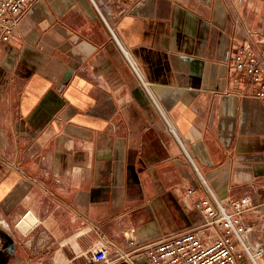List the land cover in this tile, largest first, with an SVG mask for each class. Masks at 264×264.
I'll return each mask as SVG.
<instances>
[{
    "label": "crops",
    "instance_id": "crops-1",
    "mask_svg": "<svg viewBox=\"0 0 264 264\" xmlns=\"http://www.w3.org/2000/svg\"><path fill=\"white\" fill-rule=\"evenodd\" d=\"M263 28L264 0H30L0 42L7 264H93L99 238L151 264L125 235L201 223L202 179L257 201L264 97L230 64Z\"/></svg>",
    "mask_w": 264,
    "mask_h": 264
},
{
    "label": "built area",
    "instance_id": "built-area-1",
    "mask_svg": "<svg viewBox=\"0 0 264 264\" xmlns=\"http://www.w3.org/2000/svg\"><path fill=\"white\" fill-rule=\"evenodd\" d=\"M29 2L0 0V42L10 38L19 14ZM230 70L233 81L243 78L246 85L253 87V95L263 98L264 37L256 38L254 44L246 41L237 45ZM202 185L205 196L195 202V206L203 212L201 223L152 241L138 242L125 235V247L144 252L151 264H264V245L247 241L250 226L244 221L247 212L264 205V194H257V201L249 195L223 201L203 179ZM260 213L264 216V210H257V214ZM86 254L93 264H112L117 258H128L129 251L99 238L90 245Z\"/></svg>",
    "mask_w": 264,
    "mask_h": 264
},
{
    "label": "rangeland",
    "instance_id": "rangeland-1",
    "mask_svg": "<svg viewBox=\"0 0 264 264\" xmlns=\"http://www.w3.org/2000/svg\"><path fill=\"white\" fill-rule=\"evenodd\" d=\"M259 209L264 210V205L257 206L253 208L251 211L247 212L244 216V221L247 223V225L250 226V231L246 234L248 236L247 241L250 242L251 244L261 243L262 245H264V216L262 215V213L257 214V210ZM254 214L257 215L256 216L258 217L257 220L260 221H256L254 219L253 217ZM233 242L236 243V240L233 239ZM42 254L44 255V253ZM11 258H12V251H0V264H7L9 259Z\"/></svg>",
    "mask_w": 264,
    "mask_h": 264
}]
</instances>
